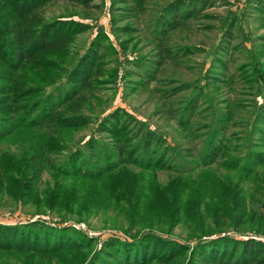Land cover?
Wrapping results in <instances>:
<instances>
[{"label": "trees", "instance_id": "1", "mask_svg": "<svg viewBox=\"0 0 264 264\" xmlns=\"http://www.w3.org/2000/svg\"><path fill=\"white\" fill-rule=\"evenodd\" d=\"M57 1L79 5L88 15L94 0H0V199L7 196L78 215L113 209L131 218L133 227L139 217L145 225H155L153 219L156 224L176 222L193 233L179 241L149 228L126 233L128 238H106L94 250L96 238L71 226H50L38 219L0 223V264H264V60L238 64L227 76L228 54L238 48L226 42L213 47L208 70L212 82L243 81L262 98L254 104L249 131L250 139L254 132L257 139L244 154L226 157L223 132L234 112L228 104L215 115L197 163L204 168L220 158L219 167L226 172L177 174L162 184L155 171L176 167L174 146L123 107L107 113L94 109L101 104L98 92L115 82L123 64L139 66L148 79L154 76L145 56L126 55L141 41L133 19L144 12L147 0H109V31L86 17H46L44 7ZM250 2L264 25V0ZM212 4L171 0L150 15L146 23L156 50L150 61L161 67L177 55L199 50L172 47L169 34ZM234 20L227 23L224 37L230 36ZM90 29L93 37L74 56L77 36ZM123 67L126 80L132 72ZM140 84H145L144 77L129 87L136 90ZM189 87L181 83L170 91ZM201 100L206 96L195 89L174 110L180 127L190 125ZM90 124H95L94 132L77 141L75 133ZM43 174L49 181L41 187ZM242 182H249L248 191ZM245 229L253 234L233 235Z\"/></svg>", "mask_w": 264, "mask_h": 264}, {"label": "rangeland", "instance_id": "2", "mask_svg": "<svg viewBox=\"0 0 264 264\" xmlns=\"http://www.w3.org/2000/svg\"><path fill=\"white\" fill-rule=\"evenodd\" d=\"M169 1L171 0H147L144 12L139 13L138 18H132L138 27L136 35L141 38V41L134 52L127 51L126 55L130 58L137 55L145 56V65L154 76L148 79L146 73H143L139 66L123 64L124 67L118 68L115 82L105 85L106 89L98 92L101 96V104H96L94 108L95 111L107 113L115 107H123L148 127L163 135L168 145L174 146L178 154L174 165L176 167L155 171L156 180L162 184L177 174H193L194 176L201 170L206 169H213L219 174L226 172L225 169L219 167L220 158L204 168H198L197 163L199 162V156L201 158L205 143L204 139L213 125L212 121L215 115L222 108L225 110V106L228 104L232 105L234 112H232L233 117L227 123V127L223 132L222 146L223 150H227L226 157L234 156V154H244L249 147H252L250 143H254L257 139V132H254L250 139L249 131L252 128L254 104L255 102L259 104L262 98L255 94L256 87L251 90L243 81L236 80L233 84L212 82L209 76H212L213 73H208V70L212 64L210 51L213 47L226 42L230 47L236 46L238 48L228 54L227 76L235 72V67L238 64L253 60H264V45H261L264 43V37H261L264 35V25L257 17V13L251 9V0H213V4L203 9L199 16L189 18L169 34V44L172 47L196 46L200 49L194 50L193 53L185 56L177 55L175 58L164 61L161 67H157L150 61L154 60L156 50L152 44V34L147 27V18L155 14ZM109 3V0H94L92 7L88 9V15L83 12V7L64 1L51 2L43 10L48 18L69 14L75 15V18L86 17L88 18V20H85L86 22L101 23L109 31ZM95 5L96 7H94ZM233 17H235L234 22L236 21V24L233 23L229 29L230 36L224 37L227 23ZM123 22L124 20H121L119 24H123ZM109 34L115 43L113 35ZM93 35L94 29H90L77 36L72 45L74 56H78L84 51ZM129 49H132V47L130 46ZM120 59H122V56ZM122 67L132 72L126 80L122 77ZM217 70L214 72L219 71ZM214 74L219 76L218 73ZM140 77L145 78V84L136 85L138 86L137 89L132 90L129 85L135 86ZM181 83H190L191 87L171 93L170 90ZM195 89L202 91L206 96V100H201L198 103L197 109L190 119V125L180 127L177 121L178 115L175 114L174 110L179 106L182 107ZM239 99L247 107H241L240 104L242 103ZM235 103L238 104L237 107H234ZM99 114L100 116L103 115V113ZM94 127L95 124H90L84 129L78 130L75 133L76 140L89 138V135L94 132ZM74 142L71 141L70 143ZM131 168L135 172L138 171L135 167ZM261 169L263 168H259V170ZM179 170H183V173ZM227 174H232V171ZM146 178L149 177L146 176ZM48 181V175L43 174L41 187ZM146 183H148L147 180ZM248 185L249 182L241 183L244 191H248ZM125 207L127 205H124ZM34 219L41 220L50 226H71L91 238H96L94 250L99 249L106 238H128L126 233H140L149 228L161 232L166 237H174L179 241L185 234H190L189 231L193 233L192 229L176 222L156 224L158 222L153 219L152 222L155 225H145L141 223L139 217L136 220L137 225L133 227L134 221L131 218L125 214L121 215L113 209L78 215L77 212H61L54 209L49 210V208L43 206L37 207L29 203L22 204L7 196L0 199V223L14 224ZM229 233L233 234L232 231ZM224 234L225 232L222 233V235ZM252 234L250 229H245L240 231L239 234L234 233L233 235L246 237ZM261 237L264 238V236Z\"/></svg>", "mask_w": 264, "mask_h": 264}]
</instances>
